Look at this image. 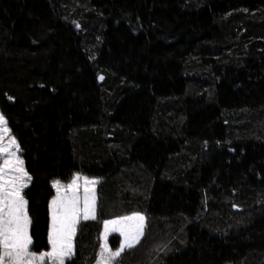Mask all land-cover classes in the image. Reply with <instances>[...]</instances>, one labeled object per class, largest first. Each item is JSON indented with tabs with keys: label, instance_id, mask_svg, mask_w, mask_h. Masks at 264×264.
<instances>
[{
	"label": "trees",
	"instance_id": "trees-1",
	"mask_svg": "<svg viewBox=\"0 0 264 264\" xmlns=\"http://www.w3.org/2000/svg\"><path fill=\"white\" fill-rule=\"evenodd\" d=\"M0 112L32 251L51 181L80 173L98 205L65 264H94L104 221L134 212L115 264H264V0H0Z\"/></svg>",
	"mask_w": 264,
	"mask_h": 264
},
{
	"label": "snow or ice",
	"instance_id": "snow-or-ice-1",
	"mask_svg": "<svg viewBox=\"0 0 264 264\" xmlns=\"http://www.w3.org/2000/svg\"><path fill=\"white\" fill-rule=\"evenodd\" d=\"M101 75L99 79H103ZM11 99V97H10ZM7 135V142L5 136ZM19 146L7 127L6 118L0 114V264H45V257L51 264H64L65 257L73 254V236L81 219L95 218L96 197L92 189L98 178L74 173L71 181L64 185L60 180L51 181L56 195L49 204L51 223L48 228L50 251L37 254L30 250L31 223L23 189L31 180L23 160L16 154ZM83 180L84 196L81 207L80 181ZM145 216L134 212L104 221L105 237L109 230L119 232L123 237L120 247L112 250L105 244L102 248V264H113L125 247L138 244L144 234Z\"/></svg>",
	"mask_w": 264,
	"mask_h": 264
},
{
	"label": "rangeland",
	"instance_id": "rangeland-1",
	"mask_svg": "<svg viewBox=\"0 0 264 264\" xmlns=\"http://www.w3.org/2000/svg\"><path fill=\"white\" fill-rule=\"evenodd\" d=\"M0 114H1V112H0ZM7 127H8V126H7ZM8 129H9V128H8ZM9 132H10V130H9ZM5 142H7V135L5 136ZM16 154H17V155L23 160V164H24V159H23L22 155L20 154V150H19V148H18V150H16ZM24 168H25V164H24ZM25 170H26V168H25ZM26 171H27V170H26ZM79 174H80V173H79ZM80 175H81L82 177L85 176V175H82V174H80ZM89 178H92V177H89ZM71 179H72V177H71L68 181H64V182L61 181V183L64 184V185H66V184H68V183L71 181ZM29 183H30V181L28 182L27 186L23 189V194H24V191L28 188ZM79 183H80L79 195H80V197H81L80 204H81V207H83V196H84L83 180L81 179V181H80ZM51 185H52V183H51ZM52 187H53V186H52ZM97 188H98V180H97L96 185H95L94 188L92 189V191H94V194H95V197H96V203H95V214H96V209H97V205H98V194H97ZM53 190H54V196H55V195H56V189L53 188ZM54 196H53V197H54ZM53 197H52V198H53ZM52 198H51V200H52ZM51 200L49 201V204L51 203ZM49 204H48V211H49V222H48V228H49V225H50V223H51V215H50ZM95 214H94V215H95ZM129 215H131V214H129ZM124 216H128V215H124ZM82 217H83V214H81V219H80L79 221L84 220ZM119 217H120V216H119ZM91 218H92V216H89L88 219H91ZM116 218H117V217H116ZM116 218L109 219V221H110V220H113V219H116ZM79 221H78V222H79ZM145 222H146V219H145ZM29 234H30V225H29ZM74 236H75V235H74ZM74 236H73V253H74ZM112 236H118V237H119V244H118V246H117L116 248H114V247H113L114 245H112V244L110 243V241H109L110 238H111ZM141 237H142V236H141ZM122 239H123V237L120 236L119 232H114V231H111V230L108 231L107 236L105 237V226H104V223H103V228H102V231H101V233H100V248H99V252H98V254H97L96 262H95L94 264H102L101 253H102V248H103V246H104L105 244H107L108 247L114 251V250H116L117 248L120 247V244H121ZM140 239H141V238H140ZM47 244H48V249L45 250V251H41V252H48V251H50L51 246H50L49 243H48V231H47ZM127 248H128V247H125L124 249H127ZM30 250H31V245H30ZM31 251H32V250H31ZM34 252H35V251H34ZM41 252H36V253L39 254V253H41ZM72 255H73V254H72ZM72 255H71V256H72ZM71 256H70V257H71ZM70 257H65V259H64V264L66 263V261H67ZM117 258H118V257H117ZM117 258H116V259H117ZM116 259L113 261V264H115ZM45 264H51V260H50L49 258H47V257H45Z\"/></svg>",
	"mask_w": 264,
	"mask_h": 264
}]
</instances>
